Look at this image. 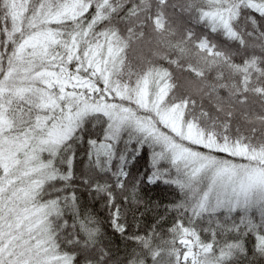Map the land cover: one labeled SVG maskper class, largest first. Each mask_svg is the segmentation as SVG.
Here are the masks:
<instances>
[{"label": "snow or ice", "instance_id": "6c2138e0", "mask_svg": "<svg viewBox=\"0 0 264 264\" xmlns=\"http://www.w3.org/2000/svg\"><path fill=\"white\" fill-rule=\"evenodd\" d=\"M0 264H264V0H0Z\"/></svg>", "mask_w": 264, "mask_h": 264}, {"label": "trees", "instance_id": "16d2710c", "mask_svg": "<svg viewBox=\"0 0 264 264\" xmlns=\"http://www.w3.org/2000/svg\"><path fill=\"white\" fill-rule=\"evenodd\" d=\"M144 52H145V54H147V48H145ZM148 195L154 199H165V198L170 199L171 198V197L167 196L166 193H161L158 190H154L151 193H148ZM151 219H152V213H148L147 216L145 217V221H151ZM117 242H119L118 238H117Z\"/></svg>", "mask_w": 264, "mask_h": 264}]
</instances>
